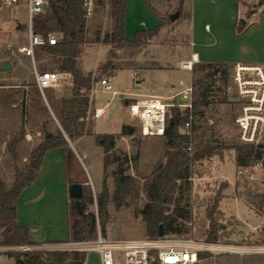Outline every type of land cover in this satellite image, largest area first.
I'll return each mask as SVG.
<instances>
[{
  "label": "trees",
  "instance_id": "1",
  "mask_svg": "<svg viewBox=\"0 0 264 264\" xmlns=\"http://www.w3.org/2000/svg\"><path fill=\"white\" fill-rule=\"evenodd\" d=\"M85 2L86 0H47L44 11L34 16L32 20L34 34L43 37H48L49 34L59 36V43L37 47L34 58L37 65L49 62L55 64L53 69L57 72L69 73L73 80L70 94L58 98L52 91L50 97L46 95L48 106L37 84H29L31 91L14 90L16 88H4L6 90L0 91V107L18 111L20 114L22 121L20 138L27 134V124H30L32 133L41 134V142L31 151L26 166L23 168L15 166L13 183L7 184L0 175V246L39 245L34 241L31 229L21 226L18 222V199L37 179L48 151L68 145L67 138L74 142L91 134L90 93L94 83L98 81L91 75L84 74L79 68L83 46L86 43L100 42L111 45V58L101 67L103 74L107 75L112 74L115 69L113 60L117 51L141 47L160 31L159 27L139 31L133 40H129L125 34L128 0H93V15H105L108 7H112L115 24L113 32L108 33L106 37L102 38L101 32L96 31L95 37L89 39ZM151 8L157 13L153 7ZM240 33L241 30L238 31V35ZM230 68L228 64L223 63L196 65L193 71L196 77L192 79L195 90L193 108L188 111L178 107L172 109V118L163 137L167 148L165 161L150 175L143 178L132 176L130 170L136 169L139 155L131 156L118 149L117 144L121 138L132 137L135 134L136 129L132 124H124L117 134L106 133L96 136L97 143L104 150L103 188L97 196V213L89 210L94 204L92 197H70L73 242L95 241L99 233L105 237L110 221L109 204L129 207L140 202L143 197L146 198V203L138 213L145 223L147 237L157 238L161 226L166 236L190 234L187 224L192 218L190 204L192 166L212 156L219 149L216 142H202L195 147L193 135L199 129L197 120L207 119V110L215 97L214 84L218 78L227 84ZM191 115L195 117V121L192 123L190 136L184 133L183 128ZM47 133L51 135L47 137ZM16 144L17 142H13L9 147L14 161L18 159ZM190 145L194 148L193 152L188 150ZM222 148L235 149L237 166L240 168H247L252 162L264 156L261 146L235 144ZM108 177L113 179L112 191L107 182ZM210 229L207 241L214 243L217 240V228L212 219ZM7 254L13 257L17 264H42L43 259L58 264H84L87 257V253L81 251L48 253L36 249L26 252L9 251Z\"/></svg>",
  "mask_w": 264,
  "mask_h": 264
},
{
  "label": "rangeland",
  "instance_id": "2",
  "mask_svg": "<svg viewBox=\"0 0 264 264\" xmlns=\"http://www.w3.org/2000/svg\"><path fill=\"white\" fill-rule=\"evenodd\" d=\"M162 2L165 8H160L161 11L172 12L175 9L170 0H162ZM7 13L12 18L27 19V15L22 10H7ZM106 15L107 12L105 15H93L92 18H87L89 24L87 37L89 39L95 37L93 31L97 26H101L100 36L106 37L110 26L109 14ZM257 23H262L264 30V5H262V13L258 16ZM20 37L21 39L18 40L7 38L0 40V91L6 90L4 89L6 85L23 82L26 78H34V67L31 65L30 59L17 51L22 45H28L27 33L21 34ZM160 38L163 41L166 40L163 36ZM7 43H10L15 50L9 52L8 46L6 47ZM188 43L189 40L185 37L181 44H178L177 40V43L170 46L168 52L170 55H175L176 46L180 45L187 48ZM110 51L111 46L108 43H86L79 59L81 71L87 75L92 73L91 76L98 81L94 83L90 93L92 100L91 134L73 142L84 161L82 170H77V175L89 181L84 186V193L85 196L94 199V204L89 207V210L95 213L98 211L97 196L102 191L104 183V150L97 143L96 136L106 133L117 134L124 124H132L136 129L135 134L132 137L121 138L117 144L118 149L131 156L139 155L136 169L130 170L132 176L143 178L150 175L160 163L165 161L167 151L165 139L163 137L144 136L140 125L132 122L128 117L127 107L136 98L141 99L152 94H168L169 90L176 92L179 81L189 83L196 77V73L179 71L174 66L165 71L148 69L146 65L149 61L162 58L157 47H145L143 50L140 47L125 48L117 51L116 58L113 60L115 69L112 74L105 75L101 67L111 58ZM5 60L12 62L13 69L3 72L1 66ZM36 67L38 72H57L53 69L55 64L49 62L36 64ZM190 73L192 74L190 75ZM232 74L233 71L230 69L227 84H224L221 79H217L213 86L215 97L207 110V119L197 120L196 124L199 129L195 131L193 136L195 147L202 142H216L219 146L216 153L221 152L231 157L234 156L236 161L235 149L222 148L235 144L242 145L240 131L236 125V118L240 113V102ZM133 75L139 76L141 80L139 82L134 81ZM103 78L109 80L113 86V91L117 92L116 95L113 94V91L108 92L104 89L99 81ZM70 83L63 84L59 91L52 90L55 96L59 98L66 95L69 87L66 84ZM14 90H22V88L19 87ZM52 91L45 90V94L50 97ZM121 95L123 96L121 97ZM96 108H104V114L99 118L94 117ZM21 122L18 111L0 107V175L9 185L14 180L15 166L25 167L31 151L41 142V134L32 133L30 124L26 125L27 134L20 138ZM13 142H17L18 159L16 161H14L9 148ZM235 161L227 178L219 179V181H212L209 165L202 161L194 163L190 194L192 218L187 224L190 234L178 236V238L191 239L198 244L205 243L211 246L219 245L245 250L243 254H219L217 264H264V255L259 251L264 245V164L262 167H256L257 161H254L249 167L240 168ZM238 170L244 172L240 174ZM202 177L206 178L202 179ZM107 182L112 191L113 179L108 177ZM145 203V197L129 207H116L110 203V221L105 238L132 240L147 237L145 223L138 213ZM211 219L214 220L217 228V240L214 243L207 241L211 230ZM71 222L73 224V218ZM69 242L75 243L71 239L67 242L43 243L30 247L31 250L36 249L48 253L75 251L73 245L66 244ZM50 248L58 250L51 251ZM76 250L87 253L84 264H101L98 252H89L86 248H77ZM9 251L26 252L28 250L23 247L0 246V264H17L16 260L7 254ZM113 261L114 264H125L123 253L115 252ZM208 264L213 263L209 262Z\"/></svg>",
  "mask_w": 264,
  "mask_h": 264
},
{
  "label": "crops",
  "instance_id": "3",
  "mask_svg": "<svg viewBox=\"0 0 264 264\" xmlns=\"http://www.w3.org/2000/svg\"><path fill=\"white\" fill-rule=\"evenodd\" d=\"M170 1L175 8L172 12L161 11L160 8H165L162 0H128L126 38L133 40L139 31L160 28L159 33L152 40L140 47L141 50L145 47H157L159 55L162 56L160 60L154 57L155 59L149 61L146 65L148 69L165 71L174 66L177 70L184 71L179 68V64L183 60L190 59L192 54H197L200 63L228 64L232 71L233 66L237 63L264 64V30L262 23H257L258 16L262 13L263 0ZM7 10H22L27 15V19L12 18ZM177 11L180 12V16L176 21H172L170 16ZM0 14L4 15H0V40L5 38L18 40L21 39V34L27 33L29 44L28 0H20L17 6H9L0 2ZM108 14L110 23L108 33L110 34L113 32L115 24L112 7H108ZM100 27L97 26L93 33L100 31ZM88 29L87 21V31ZM239 30H241L240 35H238ZM161 36L166 40L163 41ZM184 37L189 40L188 47L184 48L178 45L175 47L176 54L170 55L168 52L170 46L177 43V40L178 44H181ZM8 45L11 44L7 43L6 47ZM13 50H15L14 47ZM23 55L30 59L34 71L37 70L35 58ZM9 63L12 66V62ZM88 75H92V73H88ZM140 80L141 78L138 76V82ZM29 84H36L35 73L34 78H26L23 82L12 83L4 87H21L28 91ZM71 84H66L69 87L66 95L62 96L70 94ZM59 89L47 90L59 91ZM171 93L172 91L169 90L168 94H152L141 99L152 96L165 98ZM42 95L49 106L45 91ZM53 117L60 127L54 114ZM27 139L29 138L27 137ZM67 140L68 145L46 153L37 179L22 192L18 199V222L21 226L31 229L34 241L38 244L71 241L73 224L71 222L69 186L74 183L81 184L84 192V186L89 183L86 179L78 177L77 170H82L84 161L77 152L74 143L68 138ZM233 159L235 161L234 156L231 157L220 152L202 160V162L209 165L212 181H219V179L227 178L233 167ZM234 164L236 165V163ZM205 178L202 177V179Z\"/></svg>",
  "mask_w": 264,
  "mask_h": 264
},
{
  "label": "built area",
  "instance_id": "4",
  "mask_svg": "<svg viewBox=\"0 0 264 264\" xmlns=\"http://www.w3.org/2000/svg\"><path fill=\"white\" fill-rule=\"evenodd\" d=\"M9 6H17L20 0H0ZM47 0H28L29 11V44L18 48L20 53L34 57L35 49L46 44L55 45L59 43L57 34H49L48 37L33 33V17L44 11ZM86 17L93 16V0H86ZM8 51L12 52L13 47L8 45ZM200 63L197 54H192L190 59L183 60L179 68L184 71L193 72L196 65ZM36 84L44 93L47 89H59L63 84L73 82L72 76L65 72H38L34 71ZM240 102V113L236 118V125L240 131V141L245 145L261 146L264 150V64L237 63L233 66L232 74ZM132 79L138 81V76L133 75ZM101 85L108 92L113 91V86L107 78L100 81ZM193 82L185 83L179 81L176 92L169 96L149 97L136 99L128 106L129 118L132 122L140 125L144 136L164 137L166 127L172 118V109L180 108L183 111L192 110L194 104ZM116 95L117 92L113 91ZM104 114V108H97L94 117L99 118ZM195 121L190 116L183 130L191 136V126ZM29 138V137H28ZM188 150L193 152L192 145ZM264 156L257 160L256 167H262ZM242 174L243 170H239ZM192 181V178H190ZM87 251H96L100 254L101 264H114L113 255L115 252L123 253L125 264H217L219 254L245 253L243 249L221 247L219 245L198 244L191 239H181L178 236H166L132 240H112L105 238L99 233L95 241L86 243H66ZM25 250H31L30 246H22ZM44 249V248H40ZM47 250V249H45ZM57 251L56 248H50ZM264 255V245L259 250Z\"/></svg>",
  "mask_w": 264,
  "mask_h": 264
},
{
  "label": "water",
  "instance_id": "5",
  "mask_svg": "<svg viewBox=\"0 0 264 264\" xmlns=\"http://www.w3.org/2000/svg\"><path fill=\"white\" fill-rule=\"evenodd\" d=\"M179 16H180V12L177 11L170 16V19L172 21H176L179 18ZM1 69L3 72H6V71L11 70L12 66L10 65L9 61L5 60L2 63ZM121 97H122V95H121ZM50 135H51L50 133H47V137H49ZM69 196L72 198H81L82 196H84L83 186L81 184H77V183L71 184L69 186ZM163 236H164V230H163V227L161 226L160 231H159V237H163ZM41 263L42 264H58L56 262L49 261L46 259H43Z\"/></svg>",
  "mask_w": 264,
  "mask_h": 264
}]
</instances>
